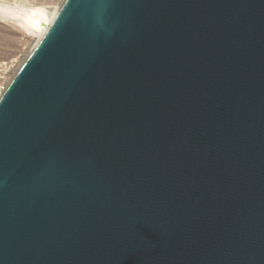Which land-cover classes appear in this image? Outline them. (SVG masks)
I'll list each match as a JSON object with an SVG mask.
<instances>
[{
  "label": "water",
  "instance_id": "obj_1",
  "mask_svg": "<svg viewBox=\"0 0 264 264\" xmlns=\"http://www.w3.org/2000/svg\"><path fill=\"white\" fill-rule=\"evenodd\" d=\"M0 264H264V0H66L0 99Z\"/></svg>",
  "mask_w": 264,
  "mask_h": 264
},
{
  "label": "rangeland",
  "instance_id": "obj_2",
  "mask_svg": "<svg viewBox=\"0 0 264 264\" xmlns=\"http://www.w3.org/2000/svg\"><path fill=\"white\" fill-rule=\"evenodd\" d=\"M1 1L14 2V0ZM65 1L22 0V4L26 9L43 7L52 10L53 8H60ZM13 19L0 17V95L5 89L7 90L20 68L29 58L35 42V35L22 27L16 19Z\"/></svg>",
  "mask_w": 264,
  "mask_h": 264
},
{
  "label": "bare ground",
  "instance_id": "obj_3",
  "mask_svg": "<svg viewBox=\"0 0 264 264\" xmlns=\"http://www.w3.org/2000/svg\"><path fill=\"white\" fill-rule=\"evenodd\" d=\"M62 7L63 5L60 8H53L52 10H48L43 7H32L26 9L22 4V0H14V2L12 3L0 2V17H3L4 19H16L22 27L35 35V42L30 52V57L48 31L49 27L55 20ZM5 91L6 89L1 92V97L4 95Z\"/></svg>",
  "mask_w": 264,
  "mask_h": 264
}]
</instances>
